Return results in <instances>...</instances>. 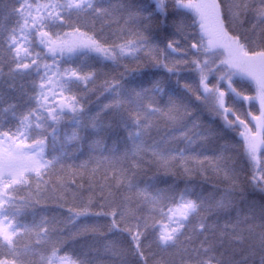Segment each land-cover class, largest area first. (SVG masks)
<instances>
[{"label": "snow or ice", "instance_id": "obj_1", "mask_svg": "<svg viewBox=\"0 0 264 264\" xmlns=\"http://www.w3.org/2000/svg\"><path fill=\"white\" fill-rule=\"evenodd\" d=\"M0 264H264V0H0Z\"/></svg>", "mask_w": 264, "mask_h": 264}]
</instances>
